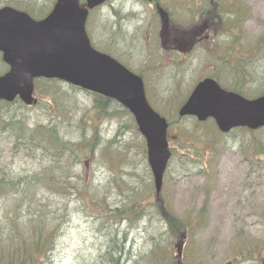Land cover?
<instances>
[{
    "label": "rangeland",
    "instance_id": "obj_1",
    "mask_svg": "<svg viewBox=\"0 0 264 264\" xmlns=\"http://www.w3.org/2000/svg\"><path fill=\"white\" fill-rule=\"evenodd\" d=\"M8 1L0 0V7ZM12 1L21 7L34 3L42 10L53 2ZM191 2L154 0L149 7L140 0H112L92 11L87 28L96 47L143 72L148 97L162 111L175 108L196 84L199 69L188 70L185 62L210 60L206 46H213L221 61L253 65L250 70L258 78L244 80L241 92L254 95L264 90V0H221V20L216 21L194 20ZM179 37L187 39L188 45L197 44L186 58L182 53L175 55L170 47L175 45L172 39ZM165 41L172 43L162 48ZM49 86L56 98L50 111L40 83L34 92L39 99L36 106L0 109L1 170L11 174L20 167L40 168L38 160H27L21 141L17 143L20 150H14L13 130L5 131L9 116L14 122L43 126L52 112L57 113L52 118L60 119L59 112L69 109L65 97L72 105L71 127L65 115L46 129L57 124L61 133L75 138L83 130H97L99 145L93 157L82 158L83 164L77 167L75 190L60 193L35 185L29 191L32 201L43 200L50 210L42 216L37 235L32 225L18 226L15 218L13 225L4 227L0 213L5 234L14 240L26 234L40 241L45 254L38 256L31 247L27 250L29 259L38 257L33 264H94L111 241L122 247L124 264H264V128L223 135L211 121L197 123L172 111L165 113L173 127L168 136L173 154L156 200L145 142L130 116L113 104L100 115L84 93L67 84ZM75 127L78 131H73ZM9 199L25 216L29 202ZM116 209L125 213H114ZM180 224L181 233H176Z\"/></svg>",
    "mask_w": 264,
    "mask_h": 264
},
{
    "label": "water",
    "instance_id": "obj_2",
    "mask_svg": "<svg viewBox=\"0 0 264 264\" xmlns=\"http://www.w3.org/2000/svg\"><path fill=\"white\" fill-rule=\"evenodd\" d=\"M85 1V6L80 5ZM109 0H56L47 17L36 21L10 7L0 9V53L9 71L0 76V101L36 102L34 80L56 79L114 100L134 117L146 140L156 192L170 157L166 120L152 110L142 79L109 55L95 50L86 32L88 11ZM180 116L214 119L221 132L264 127V96L247 100L223 91L212 80L193 90Z\"/></svg>",
    "mask_w": 264,
    "mask_h": 264
},
{
    "label": "trees",
    "instance_id": "obj_3",
    "mask_svg": "<svg viewBox=\"0 0 264 264\" xmlns=\"http://www.w3.org/2000/svg\"><path fill=\"white\" fill-rule=\"evenodd\" d=\"M6 4L19 10L25 11L35 18H41L45 16L50 10L49 4H47V8L44 10L39 7H35L34 3H30V5L21 7L16 5L15 1L9 0ZM37 9H40V12H35ZM111 27L112 29H114L113 24ZM111 31L112 30H110V32ZM115 33L116 32L114 31L113 34ZM97 49L102 51V49L98 47ZM110 54L116 59L120 60L116 55L112 53ZM6 71L7 67L3 64L0 57V74ZM39 83L43 85L41 96L45 97L44 104L46 109L49 110L48 107H52L51 101L56 99L54 95L55 93L53 92V90H51L52 86H49V84H60L62 82H59L57 80L45 79L36 80V91ZM68 87L73 91L77 90L91 97L92 106L95 110L98 111L100 115H105L107 111L112 108L111 106L113 104L115 107H119L120 112L130 116L131 120L134 123V120L129 112L115 101L73 86L68 85ZM56 92L58 93V90ZM65 98V102H68L67 106L69 109H67L66 111L61 110L59 112H62V117H60V119L52 118L57 117L56 111L52 112L53 114L48 115V117L52 116L51 118H48V120L50 121L48 122V124H45L43 126H31L29 123H24L18 119L16 120V122H14L13 117L11 116H9L8 120L4 122L6 125L5 131L13 130L12 135L14 136L15 140L14 150H20L19 148H17L20 143H17L18 141H21L26 146L24 149H22V151L25 154L27 160L31 162L34 160H38V163L40 164V168L37 170H27L20 167L15 171H11V174L7 173L8 171H2L0 168V199L4 200L1 203L2 207L0 213L1 222L3 221L5 223L4 227L13 225V218H15L18 226H20L21 224L22 226H26L27 224L32 225L35 228L36 234V230L40 225L42 216L46 213H49L50 210L46 209L47 204H45L43 200L39 201L38 199H35L34 201H32V198L34 196L31 195L29 191L35 185H46L49 187H53V189H55V192L60 193L70 188L75 190L76 188L74 183L75 181L77 182V178L79 177V174L77 175L76 171L77 167H80L83 164L84 160L82 158H92L94 151L98 148L99 134L97 130L96 132L92 131L90 133H87L85 130H83L82 133H78L75 138L71 134H67L65 131L64 133H61L57 124H55L51 129H46L47 125L52 124L53 121H62L65 115V117H67V127H71L68 123V120L74 118L71 112L72 105L71 101L67 97ZM37 100L39 102V99ZM13 106L18 107L19 109L31 108L25 106L19 100H15L12 103L0 102V109H4L3 112H5V110H8L9 107L12 108ZM155 110L159 113H162L163 115L170 111L175 113L174 110L162 111L157 108ZM77 127L79 128L78 125ZM77 127H75L73 131H78ZM66 135H70L69 138H66ZM69 173L70 175H68ZM70 178L72 179L71 181ZM10 196L15 197V199L18 198L20 204L27 201L29 202V209L25 214L26 217L22 215L21 211L19 210V206L18 209L17 206L15 207V203L9 199ZM35 201H37V204L35 203ZM113 212H116L119 215H123L125 213V211H122L120 209H116ZM4 227L2 225L0 226V264L36 263V259L38 257L30 259L28 258L27 250L29 249V247H31L32 250H34L35 253L38 254V256L40 254H45V250L42 249L40 241L33 240L30 237L26 238V234H18L17 240H14V237L11 236V234L4 233V230L6 229ZM181 228L182 227L180 224V226L176 229V233H181ZM182 238L184 237H182L181 235L180 240ZM13 241L15 242V244H12ZM171 254L172 253H169L167 255L168 261L169 258L172 257ZM94 264H124L122 247L118 246V241H111V245L102 254L99 255V258L97 259V261H95Z\"/></svg>",
    "mask_w": 264,
    "mask_h": 264
},
{
    "label": "flooded vegetation",
    "instance_id": "obj_4",
    "mask_svg": "<svg viewBox=\"0 0 264 264\" xmlns=\"http://www.w3.org/2000/svg\"><path fill=\"white\" fill-rule=\"evenodd\" d=\"M153 1L154 0H150L151 4ZM188 2L189 3L191 2L192 4L193 12H191V14L193 15L194 20H201L203 18H209L210 20L213 21H216L217 18L218 19L220 18L221 20V0H188ZM219 25L221 26V23ZM218 31L221 32V27H218ZM172 41L175 42V45L173 46L170 45V47L175 49V53L179 57H181V55L184 54L185 58L192 53L193 49L197 45L196 43L188 45L187 39L184 41L182 37H179V39L174 38L172 39ZM172 41H168V42L165 41L164 44L162 45V48H165V45L168 43H172ZM203 47L205 48V46ZM212 47L213 46H209V47L206 46V48L209 49L207 53H209V56L211 58L210 60H207L205 62L186 61L185 64L186 63L187 64L185 66L188 68V70L193 68L199 69L197 81L198 80L202 81L203 79H211L217 82L219 86L225 89L226 91L241 93L243 95L248 96L247 94L242 93L241 89L244 87V86L242 87L244 80L246 79L254 80L258 78L256 77L257 75L255 71L250 70L253 69L252 68L253 65H249V66L248 64L244 65L245 61H240V62L239 61L231 62V61H223V60L221 61V56L219 55L218 52H216V49ZM171 63L172 62H169L167 67H170ZM194 64L195 66H192ZM177 68H181V67H177ZM164 70L167 69L164 68ZM226 81H228L227 85L225 84Z\"/></svg>",
    "mask_w": 264,
    "mask_h": 264
}]
</instances>
